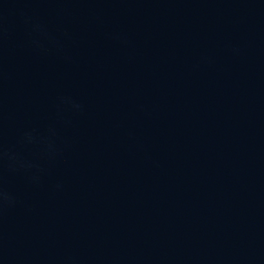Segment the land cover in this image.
Returning <instances> with one entry per match:
<instances>
[{
    "label": "water",
    "instance_id": "water-1",
    "mask_svg": "<svg viewBox=\"0 0 264 264\" xmlns=\"http://www.w3.org/2000/svg\"><path fill=\"white\" fill-rule=\"evenodd\" d=\"M0 264H264V0H0Z\"/></svg>",
    "mask_w": 264,
    "mask_h": 264
}]
</instances>
